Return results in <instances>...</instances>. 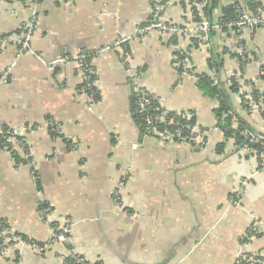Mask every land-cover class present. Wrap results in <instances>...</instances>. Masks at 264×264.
I'll use <instances>...</instances> for the list:
<instances>
[{"label":"crops","instance_id":"obj_1","mask_svg":"<svg viewBox=\"0 0 264 264\" xmlns=\"http://www.w3.org/2000/svg\"><path fill=\"white\" fill-rule=\"evenodd\" d=\"M161 2L165 23H195L206 13L208 41L157 30L136 36L155 0H0V74L8 73L0 84V236L6 228L43 246L6 245L0 264H65L68 256L91 264H234L239 252H264V226L243 236L264 224V167L210 129L216 103L197 86L214 59L222 82L235 70L249 92H264V25L237 31L220 10L258 3L264 19V0ZM33 16L31 49L17 56L19 44L4 35L20 40ZM181 51L186 76L175 64ZM81 57L98 88L90 108ZM135 87L169 110L192 112L209 130L205 147L145 136L133 117ZM239 95H231L233 108L264 138V109L246 114ZM52 227H65L66 241L51 240Z\"/></svg>","mask_w":264,"mask_h":264},{"label":"built area","instance_id":"obj_2","mask_svg":"<svg viewBox=\"0 0 264 264\" xmlns=\"http://www.w3.org/2000/svg\"><path fill=\"white\" fill-rule=\"evenodd\" d=\"M36 1L33 0V3L36 4ZM194 7H199L206 4L207 0H185ZM236 7L238 8L239 15L238 18L232 22V26L238 31V29L243 27L254 28L257 26L264 25V19L261 17L259 10L257 9L256 13L250 14L247 12L245 6L241 2H237ZM163 6L161 0H155L153 4L152 12L150 15V20L141 26H138L135 30L136 36H144L150 31L157 30L164 33H177L183 36L188 37H197V41L207 42L209 37V31L211 29V23L205 18H201L195 23L183 24L177 22L165 23L159 20L158 11ZM35 16L32 17L31 21L28 23L22 24V34L20 40L16 41L12 36L5 37L3 41H10L13 43L19 44L18 55L26 50L29 47L30 34L34 26ZM231 27V26H229ZM79 67L82 71L83 86L82 89L85 90L89 95V108L96 101V96L98 95V88L94 78L93 68L90 65L89 61L84 57L78 58ZM129 69L130 75L135 80L138 78V70L135 66L132 65L131 61L123 60ZM175 64L178 68L179 74L185 76L190 73V64L189 57L187 52H179L175 57ZM7 72L0 74V84L5 82ZM239 71H232L229 75L231 79L235 80L238 84L237 92L245 100L249 107V111L259 109V106H262L264 97L260 96L257 101H255L250 94L249 90L245 86L243 80L240 79ZM214 82H217V79H214ZM227 79V84L228 83ZM134 105L138 118L142 124L143 132L145 135L154 136L158 138L161 142L165 144H176L178 141H186L190 144H193L197 147H203L204 141L201 139V129L200 127L192 121L194 114L186 110H169L162 103V99L155 96L152 92L145 88L135 87L134 91ZM211 130L219 131L217 126H213ZM3 136H7L9 131L3 132ZM7 133V134H6ZM250 140L253 142L260 141V137L257 134L250 133ZM246 152L255 154V149L251 147L244 148ZM264 150V146L262 148ZM258 158L260 159L259 165L264 167V153H260ZM124 187L123 181H119L115 191V198L118 200L120 196V191ZM49 208H45V212H48ZM264 226L263 223L258 222L257 225H254L246 233L243 234L245 239H251L258 234L259 229H262ZM66 228L63 227L62 231H57L56 228L52 227L51 240H61L66 241L65 237ZM6 245H18L21 247L34 248L37 250H42L43 246L40 243H37L32 240L23 239L22 237L9 232L6 228L2 231V236H0V254H5ZM65 259V257H62ZM91 264L84 260L82 257L75 258V264ZM234 264H264V252L257 254H244L239 252L237 259Z\"/></svg>","mask_w":264,"mask_h":264},{"label":"trees","instance_id":"obj_3","mask_svg":"<svg viewBox=\"0 0 264 264\" xmlns=\"http://www.w3.org/2000/svg\"><path fill=\"white\" fill-rule=\"evenodd\" d=\"M40 1L41 0H38V1H36V3L40 2ZM206 3H208V0ZM235 4L225 5V6H222L220 8L221 13H222L221 22L223 24H226L227 27H229V26L233 27L232 22L238 18L239 11H238V8L236 7ZM244 6H245L248 13L254 14V13H256V11H257L256 7L259 6V4L256 3V4L251 5V6L250 5L249 6L244 5ZM205 7L206 6H204L202 8L203 12L205 11ZM211 7L212 8L215 7L214 1H212ZM200 18H205V19L209 20L208 15L206 13H204L203 16L201 15V17L200 16L197 17V21ZM209 22H210V20H209ZM211 26H212V24H211ZM21 30H22V27H21ZM32 31H33V29H32ZM21 34H22V32H21ZM5 37H7V36L4 35V38ZM209 64L212 68V74H210V75L199 74L197 76V86L201 91H203V93L205 95H207V96H209L215 100L216 106L214 107L213 112L215 114L216 122H215V125H213V126H217L219 128V131L223 132L225 139L232 138L234 140L235 144L237 145V147H241V149L243 150V153H245L247 155H253L255 157V159L257 160V162L260 163V159L258 158V156L260 153H264V150L262 149L264 146V138H262L259 134L254 133L249 122H247V120L245 118H243L240 114H238L237 111H235V109L233 108L232 102H231V95H233L238 89L237 82L235 80L231 79V77H228V81H229L228 83L229 84L222 82L221 80L218 79V69L220 67L219 60L211 59V60H209ZM189 74H187V75H189ZM94 77H95V74H94ZM214 79H217V82H214ZM250 94H252V97L255 101H257L260 96L264 97V92H261L254 87L252 88ZM97 97L98 96H96V99H97ZM134 100L135 99L133 98L132 99L133 117H134L135 121L137 123H139L142 127V124H141V122L138 118V114L136 112ZM239 100H240V105L243 108V111L246 114L251 113L249 111L247 100H245L242 96H239ZM263 104H264V101H263ZM263 109L264 108L262 106H259V109H255L254 111H258V110L262 111ZM192 121H194L197 124V122L195 120V116L193 117ZM213 126L210 129H212ZM200 129H201V139L205 143L206 131L208 132L209 130L202 129L201 127H200ZM5 131H7V130H3V132H5ZM142 131H143V127H142ZM250 133L257 134V136H259L261 140L257 141V142L251 141L250 140ZM143 134L145 135L144 132H143ZM145 136H149V135H145ZM151 137H154V136H151ZM180 143H186V144H189L191 146L197 147V146L190 144L186 141L176 142V144H180ZM163 144H165V143H163ZM169 145H173V144H169ZM205 145H206V143L204 144L203 147H197V148L202 149L205 147ZM245 147H251V148L255 149L256 153L252 154V153L246 152L244 149ZM14 160L16 162H18L20 160V157L18 155H15ZM125 210H126V212L129 213V210H127V209H125ZM252 227L250 226V228H248L244 233H246ZM257 235H255V236H257ZM22 237L26 238L24 236H22ZM64 262H65V264H75V259L72 258L71 256H68L64 259ZM76 264H78V263H76Z\"/></svg>","mask_w":264,"mask_h":264},{"label":"rangeland","instance_id":"obj_4","mask_svg":"<svg viewBox=\"0 0 264 264\" xmlns=\"http://www.w3.org/2000/svg\"><path fill=\"white\" fill-rule=\"evenodd\" d=\"M236 3H237V2H236ZM257 9L259 10V12H260V15H261V17H262V10H260V9H261V7H260V6H258V7H257ZM262 18H263V17H262ZM238 31H240V29H238ZM30 41H31V34H30V40H29V42H28V44H29V47H28L26 50L22 51L20 54H22L23 52H27L28 50H30V49H31V47H30ZM18 52H19V49H18ZM18 52H17V56H19V55H20V54L18 55ZM177 55H178V54H176V56H177ZM176 56H175V57H176ZM239 77H240V79H241V81H242V79H243V78L241 77V75H240ZM245 86H246V85H245Z\"/></svg>","mask_w":264,"mask_h":264}]
</instances>
